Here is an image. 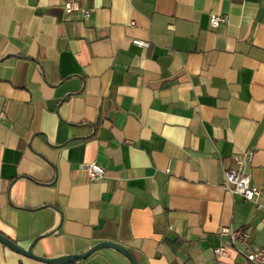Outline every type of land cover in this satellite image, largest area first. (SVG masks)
Returning a JSON list of instances; mask_svg holds the SVG:
<instances>
[{"label":"crops","instance_id":"1","mask_svg":"<svg viewBox=\"0 0 264 264\" xmlns=\"http://www.w3.org/2000/svg\"><path fill=\"white\" fill-rule=\"evenodd\" d=\"M225 168L264 204V0H0L3 235L45 257L110 241L137 264H247L217 230L260 246L263 215ZM0 264L47 263L0 242ZM72 264L130 262L102 247Z\"/></svg>","mask_w":264,"mask_h":264},{"label":"built area","instance_id":"2","mask_svg":"<svg viewBox=\"0 0 264 264\" xmlns=\"http://www.w3.org/2000/svg\"><path fill=\"white\" fill-rule=\"evenodd\" d=\"M66 12L78 10L79 6L74 1H67L63 5ZM82 16L86 17L89 13L88 10H81ZM227 21L225 14L210 13L209 25L211 27H217L219 24H223ZM132 43L147 47L148 42L138 38H134ZM252 151L247 150L242 154V158L247 161L252 159ZM236 161L241 160V156L235 155ZM86 169L88 176L91 179L103 176L104 169L95 162L84 163L81 165ZM222 179L220 186L232 194H237L245 200H252L255 202L256 208L261 210L264 220V204L258 203L256 200L262 193L261 189L251 183L248 175L240 169L225 168L222 170ZM219 237H225L226 242L232 246H239L247 260V264H264V243L260 246H252L249 240V233L246 229L233 228L229 225H221L217 230ZM226 242H221L216 248L218 256H228L229 247ZM238 248V247H237Z\"/></svg>","mask_w":264,"mask_h":264},{"label":"water","instance_id":"3","mask_svg":"<svg viewBox=\"0 0 264 264\" xmlns=\"http://www.w3.org/2000/svg\"><path fill=\"white\" fill-rule=\"evenodd\" d=\"M0 242L6 245L8 248L11 250L33 258L35 260L47 263V264H72L77 260L86 258L91 252H93L96 249L102 248V247H109L117 250L121 254H123L125 257L128 258L130 264H137L133 254L124 246L115 243V242H110V241H99L95 244H93L88 250L78 253V254H66V255H61V256H56V257H45V256H40L36 255L32 252L31 248L33 245V242L26 248L21 247L17 243L13 242L11 239L6 237L0 232Z\"/></svg>","mask_w":264,"mask_h":264}]
</instances>
